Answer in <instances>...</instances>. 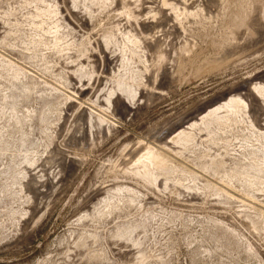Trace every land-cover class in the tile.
<instances>
[{
    "label": "rangeland",
    "instance_id": "1",
    "mask_svg": "<svg viewBox=\"0 0 264 264\" xmlns=\"http://www.w3.org/2000/svg\"><path fill=\"white\" fill-rule=\"evenodd\" d=\"M0 264H264V0H0Z\"/></svg>",
    "mask_w": 264,
    "mask_h": 264
},
{
    "label": "bare ground",
    "instance_id": "2",
    "mask_svg": "<svg viewBox=\"0 0 264 264\" xmlns=\"http://www.w3.org/2000/svg\"><path fill=\"white\" fill-rule=\"evenodd\" d=\"M146 155H147V154H146ZM153 156H154V155H153ZM149 157H151V153L149 154ZM153 158H154V157H153ZM153 158H152V159H153ZM152 159L150 160V158H149L150 161H152ZM153 160H154V159H153ZM153 162H154V161H153Z\"/></svg>",
    "mask_w": 264,
    "mask_h": 264
}]
</instances>
